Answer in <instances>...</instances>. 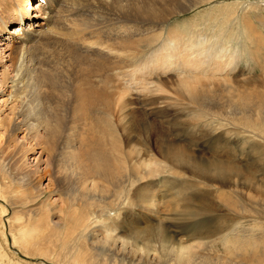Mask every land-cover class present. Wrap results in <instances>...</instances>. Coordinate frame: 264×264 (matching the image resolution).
I'll return each instance as SVG.
<instances>
[{"label":"rangeland","instance_id":"374dc122","mask_svg":"<svg viewBox=\"0 0 264 264\" xmlns=\"http://www.w3.org/2000/svg\"><path fill=\"white\" fill-rule=\"evenodd\" d=\"M31 3L34 4V0ZM162 4L175 8L187 6L184 12L169 21L167 25L171 29L193 24L195 30L198 28V31L209 37L217 33L226 38L233 36L240 41L241 51L254 52V61L247 58L249 52L241 57L234 79L248 80L247 84H253L255 88H252L259 92L264 89V0H163ZM37 55L34 57L37 58ZM253 65L254 68L249 71ZM172 75L160 78L164 84L158 85L164 94L158 95L160 99L156 104L146 101L145 106H142L141 100L145 99H139V92L134 91L132 94H135L130 95L131 104L124 112L115 109L109 117L98 114L75 116L72 112L70 122L76 124L79 120V125L86 123V128L93 131L92 139L95 136L100 142L101 151L106 156L104 166L92 169L90 174V186L94 185L98 189L96 191L86 188L90 183L87 181L84 184L81 177L88 171L87 165L79 169L78 186L65 183V186L58 189V182L50 179L54 162L50 166L44 153L36 164L37 154H29V144L22 140L25 133L23 129L12 131L9 105L3 101L5 97L0 96V264H73L71 260L77 253L79 264H176L174 261L165 263L160 258L158 248L155 253L150 251L154 262L145 258L141 261L127 256L122 258L109 252L97 257L100 253L97 234L101 235L103 227L110 228L107 234L118 238L120 243L122 240L132 243L139 228L153 224L161 226L165 234L174 236L170 244L182 243L190 247L194 252V264L200 261L206 264H264V205L255 206L247 201L249 196H254L257 201L264 200V139L246 131V122L241 114L228 111L218 114L211 109L214 106L221 107L215 105L214 101L209 104V101L200 99L203 102L198 101L199 104L178 96V92L183 93L174 85ZM152 80L156 79L150 78L142 84L144 86L149 83L141 93L142 96L147 95ZM200 82H205L204 90L210 93L212 85L209 83L213 82ZM196 85L199 87V84ZM54 87L60 89L57 84ZM67 96V93H63V96L58 94L55 97L56 116L59 119L68 117L63 108ZM258 98L264 100L260 93ZM42 101L46 104L45 99ZM28 103L32 107L35 104L38 112L34 98L30 97ZM157 109L167 110V118L153 113ZM32 118L29 116V123H34ZM232 118L240 120L234 121L235 125H232L228 123V120L233 121ZM166 119L171 128L165 125ZM144 125H147L144 127L146 131L142 129ZM260 125L263 132L261 136H264V125L259 123L258 128ZM127 127L131 134L137 136L139 143H122L125 138L124 129ZM155 130L165 132L164 137L182 146L195 160L179 163L165 159L161 154L162 146L157 143ZM39 136L42 138V130ZM73 136L72 131L60 135L65 150ZM256 144L259 147H255ZM140 148L145 149L144 158H151L158 163L156 177L153 179H142L131 173L130 166H133L134 161L132 156L128 163L118 161L124 157L120 155H127L130 150ZM212 157L240 166L242 174L252 179L250 185L245 187L242 178L235 183L231 180L223 184L209 178L211 171L202 173L196 169L195 163L209 162ZM46 168L49 173L44 170ZM77 177L78 174L71 181L75 182ZM153 183L156 184L151 187ZM233 187L238 189L239 196L232 193L224 197L223 193H230ZM28 189L36 197L28 203L30 212L23 210L11 197L15 190ZM151 189L162 197L158 195L153 206L148 201L141 203L139 197L149 196ZM48 194L50 199L43 203ZM224 198L231 200V203L235 202L238 208L241 207L240 203H244L246 210L242 208V213L237 212L241 217L240 227L234 224L237 213L226 207L229 202ZM81 217H89L90 224L80 222ZM15 218L29 223L17 226ZM51 231L56 232L51 235ZM153 243L147 246L152 249L155 246ZM24 246L31 249L33 255L23 250ZM84 258L90 260L85 261Z\"/></svg>","mask_w":264,"mask_h":264},{"label":"bare ground","instance_id":"6f19581e","mask_svg":"<svg viewBox=\"0 0 264 264\" xmlns=\"http://www.w3.org/2000/svg\"><path fill=\"white\" fill-rule=\"evenodd\" d=\"M162 1L34 0L32 4L31 0H0V96H4L3 101L9 105L8 114L12 117V131L18 132L23 129L25 133L22 140L29 144V154H37L36 164L44 153L46 161H50V166L51 162H54L55 167L51 170L50 179L58 182L56 186L58 189L65 186V183L78 186L79 169L81 170L83 165L88 166V171L81 177L84 184L87 181L90 183L92 169L101 168L106 161L100 142L95 136L92 139L93 131L86 128V123L82 122L79 125V120L76 124L70 122L72 112L75 116L98 114L109 117L115 109L124 112L131 104L130 95L137 92L139 99L140 97L145 99L141 100L142 106H145L146 101L156 104L160 99L157 98L158 95L164 94L158 85L164 84L160 78L167 74H173L174 85L183 93L178 92V96L195 103H199L200 99L209 101V104H213L214 101L215 105L221 106L211 107L212 111L218 114L227 111L241 114L243 116L241 118L246 122L244 126L247 128L246 131L259 139H264V136H261L263 135L261 125L258 128L259 123L264 125V100L258 98L259 93L264 96V89L259 92L254 89L252 83L251 86L247 84L248 80L234 79V72L241 62V57L244 54L248 55L249 51H241L240 41L233 36L226 38L217 33L209 37L198 31V28L195 30L193 24L181 29H171L167 25L169 21L184 12L187 6L181 8L166 4L161 6ZM13 24L16 26L13 27ZM153 43L156 44L152 46ZM35 51L39 54L34 53ZM253 53L249 52L247 57H250L251 61L255 59ZM34 55H37V58ZM252 68L254 65L249 71H252ZM150 78L156 80L151 81L147 95L142 96L141 93L149 83L144 86L142 84ZM200 80L213 82H208L212 85L210 93L204 90L205 82L202 84ZM55 84L60 89H56ZM196 84H199V87ZM63 93L68 94L63 107L68 117L59 119L56 116L55 97L58 94L63 96ZM30 97L35 99L38 112L35 104L32 107L31 103H28ZM43 99L46 104L45 102L43 104ZM155 112L159 117L168 116L167 110L157 109L153 113ZM29 116L33 117L34 123H29ZM232 120H228V123L235 125L234 121H239L240 118ZM167 122L168 119L164 121L165 125L171 128ZM147 125L150 123L147 122ZM147 125L142 127L143 131H146L144 127ZM41 130L42 138L39 136ZM69 131H72L74 136L70 137L65 150L60 135ZM124 131L125 138L122 139L124 145L130 142L139 143L137 136L131 134L128 127ZM155 132L157 143L162 146L161 154L165 159L179 163L195 160L182 146L164 137L165 132L158 130ZM37 136L39 139L36 142ZM254 146L259 147L258 144ZM262 148L264 149V146ZM116 150L119 152L118 148ZM143 155H145L143 148L130 150L127 155H120L124 157L118 161L128 163L133 157L131 173L136 177L141 176L142 179H153L156 177L158 163L151 158H144ZM61 160L63 161L60 164ZM43 166L46 167V164ZM195 167L202 173L211 171L212 175L209 178L223 184L231 180L235 183L242 178V184L248 187L252 180L242 174L240 166L215 157L209 162L195 163ZM44 170L49 173L48 168ZM76 174L78 177L72 182ZM155 184L153 183L151 187ZM90 185L91 183L86 188L98 190L94 185ZM232 193L239 196L240 192L233 187L230 193H223V196ZM77 195L79 196V189ZM158 195H160L158 192L151 189L149 196L139 197V201L141 203L148 201L149 205L153 206ZM11 197L23 207V210L27 209V212H30L27 208L28 203L36 199L30 189L15 190ZM49 199L48 194L43 203ZM224 199L229 202L226 207L235 213H242V208L246 210L244 203H240L241 207L238 208L239 205L235 202L231 203V200ZM247 201L255 206L264 205V200L257 201L254 196H249ZM240 219V215L235 214L234 224L238 227L241 224ZM14 220L17 226L29 223L18 218ZM80 222L89 225L90 218L81 217ZM109 229L103 227L101 235L97 234L100 252L98 258L109 252L122 258L127 256L136 261L145 258L154 262L150 251L155 253L158 248L160 258L165 263L174 261L176 264H194V252L191 248L183 246L182 243L170 244L169 241L174 236L165 234L161 226L153 224L139 228L132 243L124 240L120 243L118 238L107 234ZM54 232L56 231H51V235ZM151 242L155 244L152 249L147 246ZM127 247L130 248L126 249ZM23 250L33 255L32 250L26 246ZM40 254L43 255L44 252ZM83 260L89 261L90 258ZM71 262L79 264V253ZM199 264L206 263L200 261Z\"/></svg>","mask_w":264,"mask_h":264}]
</instances>
